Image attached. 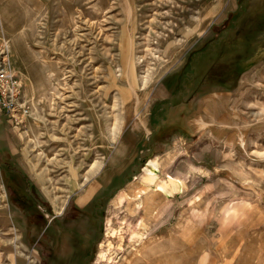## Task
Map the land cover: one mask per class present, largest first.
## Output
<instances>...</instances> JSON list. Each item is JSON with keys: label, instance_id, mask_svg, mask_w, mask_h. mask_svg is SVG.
Listing matches in <instances>:
<instances>
[{"label": "rangeland", "instance_id": "374dc122", "mask_svg": "<svg viewBox=\"0 0 264 264\" xmlns=\"http://www.w3.org/2000/svg\"><path fill=\"white\" fill-rule=\"evenodd\" d=\"M0 66V264H264V0H0Z\"/></svg>", "mask_w": 264, "mask_h": 264}, {"label": "bare ground", "instance_id": "6f19581e", "mask_svg": "<svg viewBox=\"0 0 264 264\" xmlns=\"http://www.w3.org/2000/svg\"><path fill=\"white\" fill-rule=\"evenodd\" d=\"M150 75L151 74H148L147 72H144V74H142L140 76L139 80H140L142 86H144L148 82V80L150 79ZM135 81L136 80L133 79V82L129 83V88L131 90H134V87L136 86V84L134 83ZM135 98L137 99V97H135ZM136 101H138V99L135 100V102ZM97 166H99V162H94L93 164H91L89 166V169L87 170V175L91 174L97 168ZM157 169L159 170L158 163L156 161H154V160H149L146 163V165L143 167V175H142L143 179L145 180V182H147V183H150V182L151 183H156L157 187L155 188V190H158V191L164 193V195H172L173 190H178V189H180L182 187V183L180 181L176 180V179H173V178H168L167 180L158 182V175L156 173ZM73 176H75V175H73ZM86 178H87V176H86ZM72 185L73 186L76 185V182L75 183L72 182ZM122 194L123 193L118 195V199L120 201L123 200V195ZM232 210L233 211H237L236 210V206H234L232 208ZM230 213H232V212L230 211ZM236 214H237V212H236Z\"/></svg>", "mask_w": 264, "mask_h": 264}, {"label": "built area", "instance_id": "2783aa9c", "mask_svg": "<svg viewBox=\"0 0 264 264\" xmlns=\"http://www.w3.org/2000/svg\"><path fill=\"white\" fill-rule=\"evenodd\" d=\"M21 88V82L15 74L0 66V113L5 112L16 119L17 111L26 112L27 109L18 101Z\"/></svg>", "mask_w": 264, "mask_h": 264}, {"label": "crops", "instance_id": "0c3cea01", "mask_svg": "<svg viewBox=\"0 0 264 264\" xmlns=\"http://www.w3.org/2000/svg\"><path fill=\"white\" fill-rule=\"evenodd\" d=\"M214 71H211L209 73V77L212 79V80H215V83H217V67L216 68H213ZM212 69V70H213ZM201 120V118L199 117V121ZM200 122H198L197 124H199ZM205 125V124H204ZM200 126V125H199ZM2 257H3V253H1L0 251V261L2 260ZM6 258H8V256H6ZM9 263L11 264V257L9 256Z\"/></svg>", "mask_w": 264, "mask_h": 264}]
</instances>
